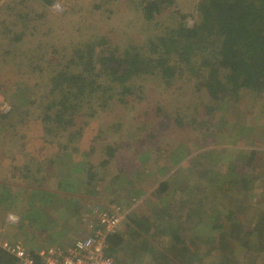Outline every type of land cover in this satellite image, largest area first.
<instances>
[{
    "label": "rangeland",
    "instance_id": "374dc122",
    "mask_svg": "<svg viewBox=\"0 0 264 264\" xmlns=\"http://www.w3.org/2000/svg\"><path fill=\"white\" fill-rule=\"evenodd\" d=\"M104 1L58 0L49 7L40 0L0 1V113L9 115L11 103L16 106L15 114L6 120L0 119V184L8 188V193L0 190L12 200L6 214L17 210L24 216H29L33 212L29 190L46 191L51 196L50 201L44 203L42 200L45 198L34 194L37 198L33 199L35 206L49 209L41 215L37 209L41 225H38V220L36 224L25 221L23 228L18 231L8 230L1 227L6 214L0 213V235L14 240L23 239L33 244L41 243L40 249L49 246L68 248L76 237L86 235L98 212L116 209L117 213L134 206L133 214L144 211V216L150 217L156 214L155 209L166 208L169 211L168 208L175 205L178 208H172L168 215L163 213L150 218L152 231L149 235H143V238L147 243L161 245L157 242L160 240L159 235L167 230L169 238L178 234L182 239H178L176 243L179 250L186 245L194 246L195 250L193 240L196 233L190 228L200 223L197 221L200 215L195 210L190 216H186V205L199 200L207 203H221L223 200L218 190H211L206 185L210 153L207 160L196 159L197 155L217 150L221 155L217 156L219 160L238 161L243 154L249 157L250 152H257L258 154L254 153L257 156L253 158L254 168L264 172V160L262 163L260 157L261 153L264 154V131L243 134L238 129H230L225 135L207 133L200 143L198 133L188 134L174 126L172 118L181 116L187 121L192 116L196 120L192 125L198 127L211 112L209 107L203 106L201 98L207 95L200 83L191 87L186 82L179 84L180 87L177 85V88L174 86L163 91L157 81L151 79L144 84L148 90L145 99L139 103L131 102L133 109L128 111L123 107H114L110 111L115 119L114 126L107 114L87 124L83 137L74 144L76 151L69 149L78 162L71 174L74 175L77 187L70 188V192L57 193L53 177L40 181L35 179L36 176L39 177L37 170L43 174L49 172L45 166H48L47 160L55 156L57 147L55 143L50 145L43 139L35 113L38 104L29 107L27 102L22 103V96L29 95H33L37 102L40 101V96L36 94L41 93L36 89L46 84L52 72V68L47 67V62L30 66L29 57L40 44L57 50L72 49L94 36H106L115 46L128 45L131 41L125 35L131 33L135 36L130 30H124L139 23V16L132 8L134 0H112L100 9H94L95 5L100 6ZM189 3L190 0H178L179 8L189 7ZM40 15L43 19H40ZM22 16L37 21L32 35L26 33V28L23 29ZM20 32L24 33L20 41L10 44L8 39L20 36ZM36 57L37 51L33 55L34 59ZM219 70L215 73V78L222 79V73L225 72L227 76V70ZM22 84L28 88L24 94L22 88L15 90ZM27 109L30 110L27 121L22 124L20 121L25 119V113H22ZM263 112L264 110L260 114L264 115ZM219 164L214 167L220 166ZM260 181L262 186L256 187L255 191L250 190L249 184H241L239 189L234 190L231 200L233 207L242 208L253 217L255 211L251 210L250 198L264 188V180ZM162 182H167L170 189L162 198H154L152 193ZM207 196H210L209 200H206ZM255 202L259 204L258 212L264 211V198ZM204 209L206 226L210 227V217L216 209L210 204H205ZM240 220L248 233L253 223L248 224L242 216ZM126 226L127 221L118 228L122 241L113 250L118 259L117 262L113 259V264H158L153 263L149 256H140L135 249L140 239L135 235L129 236ZM167 226L169 228L165 229ZM200 228L201 232L196 229L198 237L207 241L206 238L214 235L211 229ZM30 229L41 236H31ZM158 231L160 233L157 234ZM213 248L211 245L200 246L201 253L208 251L207 264H263V260L252 261L245 255L247 245L243 242L236 243L230 252L217 257L214 256ZM170 255L171 262L158 259L159 264H175L176 260ZM191 258V255H187L184 262Z\"/></svg>",
    "mask_w": 264,
    "mask_h": 264
},
{
    "label": "trees",
    "instance_id": "16d2710c",
    "mask_svg": "<svg viewBox=\"0 0 264 264\" xmlns=\"http://www.w3.org/2000/svg\"><path fill=\"white\" fill-rule=\"evenodd\" d=\"M40 1L49 7L58 0ZM111 1L105 0L104 4L95 5L94 9L98 10ZM132 3L135 14L139 16V23L124 30H130L135 36L131 33H128L129 36L125 35L131 41L128 45L115 46L106 36H94L73 46L72 49L57 50L40 44L34 51V54L37 51V57L34 59V54L29 57L30 66L47 62V67L52 68V72L46 84L36 89L41 93L36 94L40 96V101L37 102L33 95H29L22 96V103L27 102L29 107L38 104L35 113L43 139L50 145L55 143L57 147L55 156L49 158L48 166H45L49 172L43 174L37 170L39 177L36 176L35 179L40 181L53 177L54 189L59 194L68 193L70 188L77 187L74 175H71L78 163L77 157L74 153L71 154L69 149L76 151L74 144L83 137L85 126L106 114L114 126L115 119L110 111L114 107H123L128 111L133 109L131 102L139 103L145 99L148 90L144 84L151 79L157 81L163 91L174 86L177 88V85L186 82L190 83L191 87L200 83L204 88L207 96L201 98L202 103L204 107H209L211 112L197 125L198 127L192 125L196 122L192 116L187 121L181 116L171 119L177 129L187 131L188 134L198 133L200 143L207 133L225 135L230 129H238L243 134L264 131V115L260 114L264 110V0H190L189 7L185 8H179L178 0H134ZM22 17L23 29L26 28V33L32 35L37 21L29 20L27 16ZM39 17L43 19V16ZM23 34L20 32V36L8 39L10 44L19 42ZM218 69L227 70V76L225 72L222 73V79L215 78ZM209 72L211 74H208ZM26 87L27 85L22 84L15 90L22 88L24 94L28 91ZM33 87L35 88V85ZM11 105L9 115L0 113L1 120L15 114L16 106L13 103ZM29 111L27 109L22 113H25V119L20 123L27 121ZM71 146L73 148H70ZM208 153L210 160L207 161L206 185L211 190H218L223 200L221 203L199 200L186 205V216H190L195 210L200 215L197 220L200 223L190 228L196 233L193 240L195 250L194 246L187 245L179 250L176 243L178 239H182L178 234L169 238L167 230H163L159 235L160 240L157 242L161 245L147 243L143 238V235H149L152 231L150 218L157 214L168 215L172 208H178L175 205H171L169 211L166 208L155 209L156 214L150 217L144 216V211L133 214L132 210L121 226L127 221L125 230L128 235H135L140 239V242L137 240L139 244L135 248L136 251L140 256H149L153 263L159 264V260L163 259L171 262L169 258H172V254L176 260L175 264H207L208 251L201 253L200 246L211 245L214 247V256L217 257L230 252L236 243L243 242L247 245L245 255L252 261L263 260L264 264V211L258 212L259 204L255 202L264 198V188L258 194L255 192L251 195V210L255 211L253 217L248 211L234 208L231 204L232 193L239 189L241 184H249L251 191L262 186L260 180H264V172L254 168L253 158L258 153L250 152L249 157L243 154L238 161H223L218 159L217 156L221 155L217 150H210L197 155L196 159L207 160ZM260 157L263 163L264 154L261 153ZM218 164L220 166L214 167ZM0 189L5 194L8 193L4 184H0ZM169 189L168 183L162 182L152 196L162 198ZM3 192L0 190V213L6 214L12 200ZM28 192L33 212L24 216L13 209L14 212L5 215L1 227L18 231L23 228L25 221L36 224L37 220L38 225H41L36 214L37 209L40 210L39 215L45 214L49 209L35 206L33 199L37 198L34 194L45 198L42 200L44 203L49 202L51 196L41 190ZM209 199L210 196H207L206 200ZM205 204H210L216 209L211 214L210 227L206 226L203 216ZM8 215L16 216L18 223L8 225ZM241 216L248 224L253 223L248 233L241 223ZM167 218L172 219L170 216ZM183 226L185 229V224ZM200 226L211 229L214 235L206 238L207 241L198 237L196 229L201 232ZM167 228L169 226L165 229ZM32 231L29 230L31 236H41ZM118 231L119 229L106 238V255L116 262L118 259L113 250L122 241L121 232ZM87 234L91 235L89 228ZM84 237H76L73 243ZM5 242L10 246L23 245L29 255H35L41 248V243L33 244L23 239L14 240L0 235V264H20L16 257L1 247ZM187 255L193 258L184 262Z\"/></svg>",
    "mask_w": 264,
    "mask_h": 264
},
{
    "label": "built area",
    "instance_id": "2783aa9c",
    "mask_svg": "<svg viewBox=\"0 0 264 264\" xmlns=\"http://www.w3.org/2000/svg\"><path fill=\"white\" fill-rule=\"evenodd\" d=\"M132 207L117 213L116 209L98 212L94 224L88 227L91 235L87 234L68 248L45 247L35 255H29L20 244L10 246L5 242L1 247L16 257L20 264H113V258L106 255V238L121 227ZM6 223L16 225L18 218L8 215Z\"/></svg>",
    "mask_w": 264,
    "mask_h": 264
},
{
    "label": "clouds",
    "instance_id": "9594fccd",
    "mask_svg": "<svg viewBox=\"0 0 264 264\" xmlns=\"http://www.w3.org/2000/svg\"><path fill=\"white\" fill-rule=\"evenodd\" d=\"M49 247H51V246H49ZM57 247H60V246H57ZM45 248V247H44ZM62 248V247H61Z\"/></svg>",
    "mask_w": 264,
    "mask_h": 264
}]
</instances>
